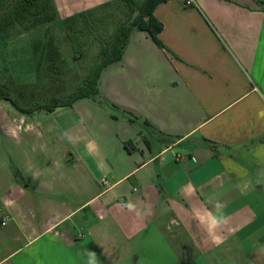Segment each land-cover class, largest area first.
<instances>
[{
	"label": "crops",
	"instance_id": "0c3cea01",
	"mask_svg": "<svg viewBox=\"0 0 264 264\" xmlns=\"http://www.w3.org/2000/svg\"><path fill=\"white\" fill-rule=\"evenodd\" d=\"M154 16L166 49L132 30L115 63L175 139L5 105L0 264H264V0H167Z\"/></svg>",
	"mask_w": 264,
	"mask_h": 264
},
{
	"label": "rangeland",
	"instance_id": "374dc122",
	"mask_svg": "<svg viewBox=\"0 0 264 264\" xmlns=\"http://www.w3.org/2000/svg\"><path fill=\"white\" fill-rule=\"evenodd\" d=\"M98 1L57 0L60 13L54 21L30 27L29 20H26L0 31V86H6L12 98L21 106L35 108L38 105L50 104L54 99L65 100L79 86L86 83L83 81L98 50V32L109 25L98 21V32L89 31L87 27L90 26L86 25V31L79 35L76 44H72L66 36L64 20L68 18L66 15L86 11L97 5ZM121 7L118 0L110 6H100L94 9V18L100 15H110L106 21L121 18ZM94 18L89 17V20L93 21ZM137 31L133 29V32ZM128 44L129 37L120 57ZM115 62L99 72L93 91H87L83 97L63 109L57 108L52 112L34 111L29 115L33 123L38 120L43 126H51L53 120L61 118L62 121L63 117L65 123H78V126H114L121 135H124L126 128L129 132H137L136 135L142 134L155 146L171 143L175 136H165L149 128L147 120L151 121L153 117L152 108L148 107V102L136 91V85L140 82L137 84L135 78L141 74L133 72L121 59ZM144 71V81L153 80L150 79V70L145 68ZM162 73L161 71L160 74ZM150 83L142 84L146 87ZM121 99L126 100L128 107L120 106ZM2 103L0 111H3L5 105L13 108L9 101L0 100V104ZM141 110L145 111V114H140ZM133 134L128 133V137ZM125 142H128V147L133 151L135 141L128 138ZM180 148L181 146L176 147L175 151ZM174 230L175 227L170 228V232ZM199 262L200 260H196L193 264Z\"/></svg>",
	"mask_w": 264,
	"mask_h": 264
},
{
	"label": "trees",
	"instance_id": "16d2710c",
	"mask_svg": "<svg viewBox=\"0 0 264 264\" xmlns=\"http://www.w3.org/2000/svg\"><path fill=\"white\" fill-rule=\"evenodd\" d=\"M167 0H118L121 7V18L106 19L110 15H100L96 18L94 9L86 10L66 18V36L72 44H76L79 35L84 33L86 25L89 31L98 32V21H104L109 26L102 28L98 32V50L93 56V61L89 67L88 75L84 79V85L79 86L66 99H54L50 104L38 105L35 108L21 106L17 100L13 99L6 86H0V100L9 101L10 104L21 114L31 115L36 110L52 112L57 108L68 107L74 101L83 97L87 91H93L95 81L99 72L106 66L117 61L126 45V41L133 29L146 32L151 40L159 48L166 49L159 35L163 25L154 16V10L160 3ZM113 2L102 4L110 6ZM117 6V4H116ZM89 17L94 18L93 21ZM57 18V12L53 0H0V31L29 20L30 27L46 24ZM109 22V23H108ZM77 27V28H76ZM128 142L124 143L125 149L131 152Z\"/></svg>",
	"mask_w": 264,
	"mask_h": 264
},
{
	"label": "clouds",
	"instance_id": "9594fccd",
	"mask_svg": "<svg viewBox=\"0 0 264 264\" xmlns=\"http://www.w3.org/2000/svg\"><path fill=\"white\" fill-rule=\"evenodd\" d=\"M94 146H95V142L94 141L93 142H90L89 147H94ZM216 226H219V224L217 223ZM215 242L216 243H221L222 241L216 240Z\"/></svg>",
	"mask_w": 264,
	"mask_h": 264
},
{
	"label": "built area",
	"instance_id": "2783aa9c",
	"mask_svg": "<svg viewBox=\"0 0 264 264\" xmlns=\"http://www.w3.org/2000/svg\"><path fill=\"white\" fill-rule=\"evenodd\" d=\"M103 182L106 183L105 180H103ZM2 225H4V223H2Z\"/></svg>",
	"mask_w": 264,
	"mask_h": 264
}]
</instances>
